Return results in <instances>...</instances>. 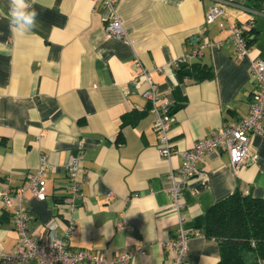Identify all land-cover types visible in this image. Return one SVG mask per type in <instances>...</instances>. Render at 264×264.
<instances>
[{"label":"crops","instance_id":"obj_1","mask_svg":"<svg viewBox=\"0 0 264 264\" xmlns=\"http://www.w3.org/2000/svg\"><path fill=\"white\" fill-rule=\"evenodd\" d=\"M28 2L38 13L37 27L19 34L9 26V0H0V188L8 179L22 186L27 173L42 167L46 197L27 191L24 202L35 240L60 237L70 217L76 224L68 238L72 249L126 250L132 253L127 264H169L163 244L177 225L168 175L181 165V151L247 114L254 87L249 61L264 58V0L220 3L227 24L252 17L254 39L240 59L228 31L204 23L214 0H119L113 7L104 0ZM113 14L128 41L106 34ZM205 38L202 54L191 57ZM195 61L211 67L212 77L193 82L176 73L179 64ZM138 63L170 112V157L158 153ZM70 157L79 158L80 196L64 215ZM197 167L201 174L182 189V227L190 234L183 264H215L219 247L202 235L205 213L235 190L264 198V137L250 135L248 158L235 169L223 150L207 153ZM12 211L0 201L4 253L17 239ZM52 220L57 224L50 233Z\"/></svg>","mask_w":264,"mask_h":264},{"label":"built area","instance_id":"obj_2","mask_svg":"<svg viewBox=\"0 0 264 264\" xmlns=\"http://www.w3.org/2000/svg\"><path fill=\"white\" fill-rule=\"evenodd\" d=\"M118 1L104 0V3L113 7ZM220 3L222 0H214L213 5L205 13L204 23L206 25L216 24L218 28L226 29L228 31L227 41L231 45L232 53L239 59L246 57L251 47L246 44L245 32L253 27L252 17L242 23L227 24L224 22V10ZM243 8L252 15L260 14L257 10L248 7ZM104 29L107 35L128 41L122 22L115 14L111 16ZM206 44L208 41L205 38L190 56H200L202 48ZM137 65L139 75L143 76L148 84L147 89L142 94L150 100L151 112L155 115L153 129L158 138V153L162 157H170L173 153L169 139L170 112L166 103H158L159 97L149 73L139 63ZM249 72L254 87L250 94L247 114L222 129L211 130L208 135L198 140L192 148L181 151V165L168 175L169 209L176 215L177 225L174 235L170 236L163 244L164 251L169 254V264H183L186 257L190 234L182 227L184 221V215L181 213L184 205L182 189L189 179L201 174L197 164L203 161L207 153L223 150L228 154L230 167L235 169L248 158L250 135L257 134L264 137V58L250 59ZM42 162H44V158ZM80 169L79 158L70 157L66 164L68 195L64 198L61 207V213L64 215H68L77 206V200L80 196L77 178ZM24 181V185L16 186L8 179V183L0 188V201L7 207L13 206L11 223L17 235L11 253H4L0 250V264H16L19 261H35L37 264H127L132 253L126 250L109 255L106 251L101 254H94L85 249H72L68 244V238L76 229V224L70 217L66 218V224L60 237L51 235L45 242L35 240L30 232V216L24 202L27 191L39 200L46 197L43 168L39 167L35 172L27 173ZM243 194H248V192L244 191ZM107 197L112 198V193H107ZM56 224V221L52 220L47 226L50 233ZM195 234L198 235L199 233Z\"/></svg>","mask_w":264,"mask_h":264},{"label":"trees","instance_id":"obj_3","mask_svg":"<svg viewBox=\"0 0 264 264\" xmlns=\"http://www.w3.org/2000/svg\"><path fill=\"white\" fill-rule=\"evenodd\" d=\"M253 39L252 27L245 32L249 47ZM175 71L193 82L213 75L212 68L199 61L179 64ZM202 235L218 244L215 264H264V198L235 190L214 202L205 213Z\"/></svg>","mask_w":264,"mask_h":264},{"label":"clouds","instance_id":"obj_4","mask_svg":"<svg viewBox=\"0 0 264 264\" xmlns=\"http://www.w3.org/2000/svg\"><path fill=\"white\" fill-rule=\"evenodd\" d=\"M38 13L28 0H9L7 18L10 29L19 34L37 27Z\"/></svg>","mask_w":264,"mask_h":264}]
</instances>
